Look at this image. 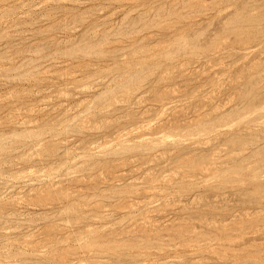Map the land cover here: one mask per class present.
I'll return each instance as SVG.
<instances>
[{
    "label": "rangeland",
    "instance_id": "1",
    "mask_svg": "<svg viewBox=\"0 0 264 264\" xmlns=\"http://www.w3.org/2000/svg\"><path fill=\"white\" fill-rule=\"evenodd\" d=\"M0 264H264V0H0Z\"/></svg>",
    "mask_w": 264,
    "mask_h": 264
}]
</instances>
